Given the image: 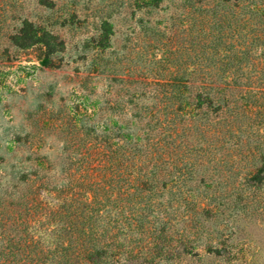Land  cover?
Returning a JSON list of instances; mask_svg holds the SVG:
<instances>
[{
    "label": "rangeland",
    "instance_id": "rangeland-1",
    "mask_svg": "<svg viewBox=\"0 0 264 264\" xmlns=\"http://www.w3.org/2000/svg\"><path fill=\"white\" fill-rule=\"evenodd\" d=\"M227 62L233 104L193 120L170 83ZM102 234L96 264H264V0H0V264Z\"/></svg>",
    "mask_w": 264,
    "mask_h": 264
},
{
    "label": "trees",
    "instance_id": "trees-1",
    "mask_svg": "<svg viewBox=\"0 0 264 264\" xmlns=\"http://www.w3.org/2000/svg\"><path fill=\"white\" fill-rule=\"evenodd\" d=\"M231 68L232 62H227L222 70L224 73L227 72L226 76L216 78L214 75L208 74L207 76L190 80L176 78L170 83L171 91L174 92L176 99H179L180 104L187 108L193 120L198 116L208 117L211 113L230 107L233 104L229 98L232 96L234 90L232 83L236 81L232 80L231 74L233 73H231ZM166 90L165 85L163 86L162 93L164 94ZM128 137L130 140H122L123 144H116L117 148L122 149L128 159L152 160L155 157V146L158 145V142H154L151 139V130L144 128L141 134H136L135 140L131 138L130 134H128ZM116 151L113 150L112 153ZM92 245L93 248L87 254L89 264H96L102 261L112 251L110 250L112 243L106 238L105 234L104 236L102 234L100 237H95Z\"/></svg>",
    "mask_w": 264,
    "mask_h": 264
}]
</instances>
